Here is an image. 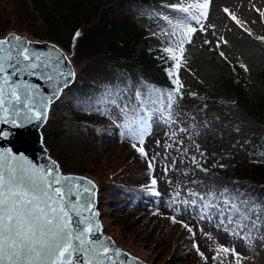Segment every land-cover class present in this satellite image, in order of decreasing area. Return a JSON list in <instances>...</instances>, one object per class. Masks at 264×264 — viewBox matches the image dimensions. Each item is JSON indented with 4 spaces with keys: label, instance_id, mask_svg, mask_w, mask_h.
Instances as JSON below:
<instances>
[{
    "label": "snow or ice",
    "instance_id": "6c2138e0",
    "mask_svg": "<svg viewBox=\"0 0 264 264\" xmlns=\"http://www.w3.org/2000/svg\"><path fill=\"white\" fill-rule=\"evenodd\" d=\"M212 2L161 0L158 6L140 7V14L156 25L157 30L149 29L150 38L160 42L155 59L163 67L168 85L143 77L133 80L121 73L114 81L76 97V104L78 110L108 121L93 126L94 131L112 135L115 129L121 142H127L146 164L148 180L135 190L136 198L152 201L151 215L186 231L189 252L199 257V264H252L264 251V196H257L239 181L231 186L219 183L215 173L207 181L199 178V173L207 177L211 171L206 166L208 154L197 143L201 131L195 117L181 109L185 85L180 73L182 69L191 71L187 67L189 45L202 35L201 46L214 43L208 50L217 51L231 64L222 50L230 42L224 34L218 35L217 25L209 20ZM249 10L258 19L223 7L228 21L224 29H239L264 43V35L253 29L257 23L264 25V9L249 0ZM81 35L79 30L75 32L70 54L55 44L37 47L38 41L16 32L0 38V264H144L105 233L96 182L65 173L44 140L52 106L76 82L71 57ZM239 68L249 71L243 62ZM187 95L198 97L195 92ZM157 129L164 135L150 147L148 140ZM32 135L41 146L39 156L29 139ZM249 155L255 157L254 163H264L261 145L250 149ZM216 167L227 165H212ZM170 173L176 174L175 181ZM161 178L168 184L167 195L159 190ZM198 235L208 254L201 250ZM222 235L227 238L225 243L219 240ZM239 241L249 255L237 251Z\"/></svg>",
    "mask_w": 264,
    "mask_h": 264
},
{
    "label": "rangeland",
    "instance_id": "374dc122",
    "mask_svg": "<svg viewBox=\"0 0 264 264\" xmlns=\"http://www.w3.org/2000/svg\"><path fill=\"white\" fill-rule=\"evenodd\" d=\"M114 5L118 0L114 1ZM172 3L176 0H167ZM256 7L264 9V0H252ZM158 2L155 5L158 6ZM27 0H0V38L8 32H16L33 41L42 42L35 38L33 33H43V26L39 21L19 18V8L24 9ZM113 4H110L113 6ZM228 6L237 10L245 18L258 19V14L249 10V0H213L209 20L217 25L218 35L224 34L229 40L230 47L222 46L231 64L243 62L249 71H244L243 80L248 87L251 98L264 100V43L249 37L239 29L227 32L224 25L228 22L222 13V8ZM148 8V7H147ZM25 12V11H22ZM114 12L119 18L125 15L147 32L150 46L158 48L160 42L150 38L149 29L157 30L156 25L140 14V8L129 4L115 6ZM262 25H253L255 34L262 35ZM42 30V31H41ZM203 36L188 46V65L191 71L182 69L181 79L187 92L208 93L212 95L218 88L219 82L227 78V61L219 57L217 51H209L212 45H202ZM210 39L215 40L209 35ZM46 41V40H45ZM78 71L84 72L91 68L94 72L89 75V82L94 86L112 81L106 72L99 71L93 62L83 61L76 64ZM90 69V70H91ZM263 74V75H262ZM86 78V77H82ZM192 103L181 104V109L188 115L194 116L200 126L201 135L196 140L201 145L207 141H222L236 148L237 154L242 155L249 146L245 141L256 137L260 131V124L247 116L245 112L234 107L225 106L220 111H211L203 119L193 113ZM63 107V106H61ZM108 121L98 115H89L80 110L72 102L64 112L50 110L49 120L44 128L45 143L49 153L61 164L65 173L84 175L93 179L98 185V207L101 212V221L107 235L114 237L118 245L148 264H199V257L189 252L191 241L180 225H171L170 221L151 215L153 203L149 200H139L133 192L134 185L141 183L146 175V164L132 155L123 145L115 129L112 135L98 134L93 126L107 125ZM191 126V120H188ZM240 131L236 132L235 129ZM164 132L157 129L153 137L148 140L150 147L154 146L155 139H162ZM243 145V148H241ZM159 151V149H158ZM225 165H227L225 163ZM179 167V165H178ZM173 181L176 174L170 173ZM199 178L208 180L212 173L205 177L202 173ZM217 182L229 185V181L216 174ZM126 187V192L135 197L124 201L123 197L114 191ZM159 190L167 195L168 184L161 178ZM162 211L163 206L161 207ZM170 214V213H169ZM208 230L207 228L205 229ZM226 236H220L221 243L226 242ZM201 250L205 251L202 239L197 238ZM260 251V249H257ZM237 251L249 255L242 241L237 242ZM252 264H264V251L255 257Z\"/></svg>",
    "mask_w": 264,
    "mask_h": 264
},
{
    "label": "trees",
    "instance_id": "16d2710c",
    "mask_svg": "<svg viewBox=\"0 0 264 264\" xmlns=\"http://www.w3.org/2000/svg\"><path fill=\"white\" fill-rule=\"evenodd\" d=\"M114 1L27 0L28 4L24 6V9L19 8L18 10L19 18L39 21L44 27L43 33H33L35 38L54 43L66 53L70 54L73 51L75 32L79 30L82 33L81 37L76 40L75 55L71 57L77 72V79L67 91V95L75 106H77L76 97L88 94L100 85L94 86L87 80L88 76L94 72L91 68H85L84 72L78 71L76 67L78 62H93L99 71L111 76L112 81L117 75L123 73L130 75L133 80L143 77L146 81L157 85H168L169 83L163 67L155 59L158 53L155 51L156 48L150 46L147 32L139 29L128 16L120 15L118 18L114 12L117 5L122 8L129 4L136 8L141 6L147 8L161 0H118L115 5ZM261 29L264 35V25ZM233 66H235V71H233ZM226 69L227 78L219 82L218 88L212 95L197 93L198 97L193 98L187 95L188 92L185 89V97L181 104L192 103L193 113L198 114V118L202 117L201 119L211 111H220V108L225 106L234 107L242 110L260 124V133L250 140L251 143L242 155H238L236 148L222 141L202 142L200 146L208 154L206 166L211 170L209 174L215 173L223 177L229 181L230 186L233 181H239L242 187H247L257 196H264V163H254L255 157L249 155V150L255 145H261L264 149V100L251 98L243 80L244 71L239 68L238 64L228 63ZM205 104H207L206 108ZM59 105L61 102L57 104L58 107ZM121 143L135 158L140 160L138 154L130 148L127 142ZM217 163H226L227 167L212 168V165ZM147 180L148 177L145 175L141 183L133 184V192ZM133 192L131 196L135 197Z\"/></svg>",
    "mask_w": 264,
    "mask_h": 264
},
{
    "label": "water",
    "instance_id": "95a60500",
    "mask_svg": "<svg viewBox=\"0 0 264 264\" xmlns=\"http://www.w3.org/2000/svg\"><path fill=\"white\" fill-rule=\"evenodd\" d=\"M8 33H9V32H8ZM34 42H36V41H34ZM47 44H54V43L47 42V41L44 40V41H42V42H39L36 46H37V47H40V48H44V47H46ZM55 45H56V44H55ZM60 102H61V105H59V107L57 106V104L59 103V101H58V103H55L54 105H55L56 107L60 108L61 106H70V104L72 103L71 98L69 97V95H67V90H66L65 95L62 96ZM29 139H31V141H32V146H33V148L36 149L37 156H39V155H40V148H41V146H40L39 143L36 142V141H37V136H36V135H32L31 137H29ZM140 260H141V259H140ZM143 262H144V261H143ZM144 264H148V263L144 262Z\"/></svg>",
    "mask_w": 264,
    "mask_h": 264
},
{
    "label": "bare ground",
    "instance_id": "6f19581e",
    "mask_svg": "<svg viewBox=\"0 0 264 264\" xmlns=\"http://www.w3.org/2000/svg\"><path fill=\"white\" fill-rule=\"evenodd\" d=\"M53 110V112L58 111V112H64L67 111L69 109V106H63V107H56L55 105L52 106L51 108ZM46 139L45 135H44V140ZM114 191H116V194L120 195L123 197L124 201H129V200H133V197L126 192V187H119L117 189H115Z\"/></svg>",
    "mask_w": 264,
    "mask_h": 264
}]
</instances>
